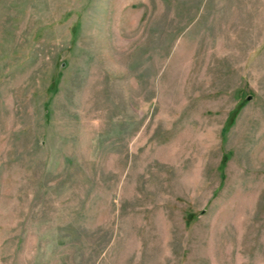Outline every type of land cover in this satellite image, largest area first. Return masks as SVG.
<instances>
[{"label":"rangeland","instance_id":"rangeland-1","mask_svg":"<svg viewBox=\"0 0 264 264\" xmlns=\"http://www.w3.org/2000/svg\"><path fill=\"white\" fill-rule=\"evenodd\" d=\"M0 264H264V0H0Z\"/></svg>","mask_w":264,"mask_h":264}]
</instances>
